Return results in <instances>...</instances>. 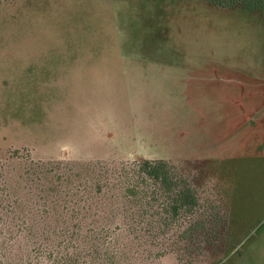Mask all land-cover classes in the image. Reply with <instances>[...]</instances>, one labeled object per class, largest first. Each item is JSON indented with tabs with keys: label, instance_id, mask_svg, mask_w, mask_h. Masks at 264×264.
I'll return each instance as SVG.
<instances>
[{
	"label": "rangeland",
	"instance_id": "374dc122",
	"mask_svg": "<svg viewBox=\"0 0 264 264\" xmlns=\"http://www.w3.org/2000/svg\"><path fill=\"white\" fill-rule=\"evenodd\" d=\"M260 10L0 0V264H264ZM143 159L194 187L178 222Z\"/></svg>",
	"mask_w": 264,
	"mask_h": 264
},
{
	"label": "trees",
	"instance_id": "16d2710c",
	"mask_svg": "<svg viewBox=\"0 0 264 264\" xmlns=\"http://www.w3.org/2000/svg\"><path fill=\"white\" fill-rule=\"evenodd\" d=\"M212 3L216 5L225 6L232 5L236 6L242 4V6L249 5L256 9H261L260 11L264 13V0H210ZM14 154L18 156V150H15ZM29 162L33 163V169L35 167H40L43 163L35 162L34 159H29ZM47 164H51L52 167H55L56 164L49 162ZM61 167V166H59ZM135 167L140 168V172H144L150 175L153 180L156 182L157 190L161 192L164 201H166L165 211L167 212L168 219H174L175 221H179L177 216L179 215L181 210L185 212H191L194 209V206L198 203V199L196 196V192L194 187L190 186L187 183V177H182L181 175H177L176 170L172 165H170L164 159L159 160H151V159H143L142 161H138L135 163ZM102 189V187H101ZM99 190V187H98ZM157 191V192H159ZM137 198H142L141 196H134ZM154 198H157L156 195L153 194ZM172 218H171V217ZM166 224H168L167 220L164 219ZM198 227L196 223H190L185 230H194Z\"/></svg>",
	"mask_w": 264,
	"mask_h": 264
}]
</instances>
